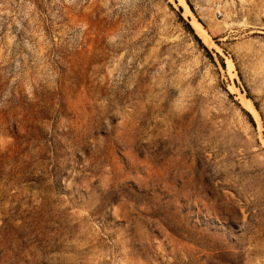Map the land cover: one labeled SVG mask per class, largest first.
<instances>
[{"label":"rangeland","instance_id":"374dc122","mask_svg":"<svg viewBox=\"0 0 264 264\" xmlns=\"http://www.w3.org/2000/svg\"><path fill=\"white\" fill-rule=\"evenodd\" d=\"M0 264H264V0H0Z\"/></svg>","mask_w":264,"mask_h":264},{"label":"bare ground","instance_id":"6f19581e","mask_svg":"<svg viewBox=\"0 0 264 264\" xmlns=\"http://www.w3.org/2000/svg\"><path fill=\"white\" fill-rule=\"evenodd\" d=\"M197 21V20H196ZM200 27H201V25H200ZM204 32H205V30H204Z\"/></svg>","mask_w":264,"mask_h":264}]
</instances>
